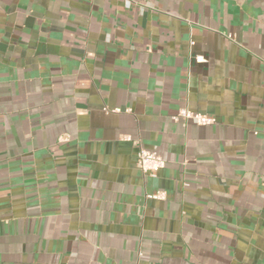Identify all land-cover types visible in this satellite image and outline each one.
Listing matches in <instances>:
<instances>
[{"label":"crops","instance_id":"1","mask_svg":"<svg viewBox=\"0 0 264 264\" xmlns=\"http://www.w3.org/2000/svg\"><path fill=\"white\" fill-rule=\"evenodd\" d=\"M136 260L264 264V0H0V264Z\"/></svg>","mask_w":264,"mask_h":264},{"label":"built area","instance_id":"2","mask_svg":"<svg viewBox=\"0 0 264 264\" xmlns=\"http://www.w3.org/2000/svg\"><path fill=\"white\" fill-rule=\"evenodd\" d=\"M118 111L119 109H114ZM174 121L179 118L183 120H191L196 124L205 125L214 123V119L208 117L207 115L199 112L191 111L187 108L178 109L177 113L171 117ZM125 139H129V136H125ZM137 166L143 174L155 173L156 171L162 169L165 166L164 159L159 156L156 152L140 148L137 152ZM147 197L154 199H164L165 192L158 190L154 193L148 194ZM133 264H140L138 260L134 261Z\"/></svg>","mask_w":264,"mask_h":264}]
</instances>
